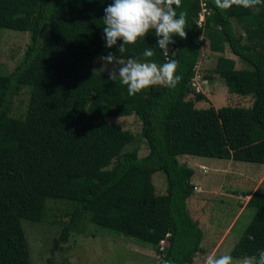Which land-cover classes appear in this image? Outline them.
Returning <instances> with one entry per match:
<instances>
[{"label":"trees","instance_id":"16d2710c","mask_svg":"<svg viewBox=\"0 0 264 264\" xmlns=\"http://www.w3.org/2000/svg\"><path fill=\"white\" fill-rule=\"evenodd\" d=\"M110 3L0 0V29L30 34L22 60L0 75V264H31L21 223H45L50 201L72 205L53 249L88 217L103 232L142 244L166 239L164 251L156 250L162 264H192L203 233L186 207L195 171L179 156L264 165V3L221 11L214 0H181L177 13L188 14L185 38L173 36L166 55L150 31L128 46L125 59H143L144 49L152 47L151 61H179L182 80L174 89L156 85L135 96L95 70L96 58L109 52L122 58V41L108 49L103 39ZM202 4L211 14L198 27ZM206 40L211 52L224 55L228 49L248 66L238 69L235 60L224 58L217 74L231 93L252 95L261 106L195 108L204 96L193 92L191 81ZM23 89L29 92L26 112L14 118V99ZM126 116L141 122L144 157L136 149L125 152L135 137L107 123ZM157 172L166 178L164 195L155 193L151 181ZM247 207L254 214L230 251L234 258L264 249V193L255 191Z\"/></svg>","mask_w":264,"mask_h":264},{"label":"rangeland","instance_id":"374dc122","mask_svg":"<svg viewBox=\"0 0 264 264\" xmlns=\"http://www.w3.org/2000/svg\"><path fill=\"white\" fill-rule=\"evenodd\" d=\"M29 43L30 34L28 32L0 29V75L4 76L12 72L15 66L22 60ZM224 58L235 60L236 68L238 69L248 67L246 64L238 61L228 49H226L224 55L211 52L208 40L200 46V55L195 68V75L191 81V88L194 93L203 95L204 99L195 101V108L204 109L210 106L216 109L222 107L252 108L261 106L263 102L252 95L243 96L229 91L226 83L217 74V70L221 68ZM96 60V71L108 74L112 70L113 65H107L104 68L100 57L96 58ZM28 97L29 92L27 89H23L15 97L11 113L12 117L22 118L24 116ZM189 99L194 100V95L191 94ZM98 100L99 98L97 97L92 99L93 102H98ZM107 123L120 126L135 137L134 142L125 148V152H131L136 149L138 150L139 157H143L148 153L146 142L141 137V122L136 116L110 118ZM183 159L186 158L180 157L179 161H183ZM116 162V160H113L106 169L112 168ZM203 165L208 166L209 164L205 162L201 164L199 161L187 165L193 167L195 170L193 176L197 178H192L191 183L195 189L198 187V190L203 193L201 194L204 200L201 201L203 208L198 207V209L204 212L206 224L203 225L201 230L204 236L211 240L210 245L203 244V248L207 252L198 253L195 258L198 264H205L206 257L210 255L209 251L212 242L216 240V238L214 239L215 232L211 231L213 229L217 230L215 237L218 239L229 225L237 209L236 203L233 200H228L229 203H226L228 198L219 197L223 202L221 205L222 202L220 200H212L209 196L213 194V191H217L220 185L230 195H234L235 197H242L245 194L244 192L250 191L252 188L250 182L246 183L242 176L235 173V168L244 170V167L238 166L234 161L213 163L208 169L200 167ZM251 167L260 168L261 166L253 164ZM247 169L249 170V168ZM252 171L250 174L257 177L261 169H253ZM247 179L252 181V178L247 177ZM151 181L157 195L166 194V178L164 173L157 172L153 174ZM259 191L264 193V184ZM239 199V201H242L241 198ZM206 202H209L210 205ZM71 208L72 205L69 202L50 201L47 203L48 219L45 223L41 224L29 221L21 223L30 253L31 264H162V259L156 251L158 249L156 243L147 245L134 239L123 237L122 235L105 233L102 229L91 224L88 217H83L77 222L68 240L61 244L60 248L53 249V241L57 238L60 229L68 220L67 213ZM218 208L224 211L221 219L216 218V214L221 213V210ZM253 214L254 209L251 208H247L241 214L216 255L230 253L233 248L232 244H236L239 241Z\"/></svg>","mask_w":264,"mask_h":264},{"label":"clouds","instance_id":"9594fccd","mask_svg":"<svg viewBox=\"0 0 264 264\" xmlns=\"http://www.w3.org/2000/svg\"><path fill=\"white\" fill-rule=\"evenodd\" d=\"M264 3V0H214V5L221 11L231 9L233 6L244 9L255 8ZM181 0H112L105 9L102 18L103 39L105 47L117 48L122 58L113 52L101 56L104 68L113 65L109 71V79L119 81L127 88L129 96H135L151 86H165L174 89L181 82L182 76L177 74L179 61L169 59L162 64L150 60L155 55L152 47L145 48L143 59L129 57L125 53L129 45L137 43L138 39L154 31L157 45L164 54H169V45L174 43L173 36L185 38L187 12L177 9ZM103 70V68H102ZM249 239L254 237L249 236ZM205 264H264V249L258 250L256 255H245L234 258L230 253L220 255L210 254Z\"/></svg>","mask_w":264,"mask_h":264},{"label":"crops","instance_id":"0c3cea01","mask_svg":"<svg viewBox=\"0 0 264 264\" xmlns=\"http://www.w3.org/2000/svg\"><path fill=\"white\" fill-rule=\"evenodd\" d=\"M180 157H182V158L185 157L186 158V159H183V161L182 160L180 161L181 163L185 164L186 166L192 164L193 162H199V161H200L201 164L203 162L208 163L209 164L208 166H205V165L200 166V167L207 168V169L210 168L211 167L210 165L213 164V163H221V162H224V161H232V160H219V159L202 158V157L200 158V157L179 156V158ZM234 162H236L238 164V166H241L242 168L244 167V170H240V168H235L234 169L235 170V173L238 174V175H240V176H242L245 179V182L246 183L250 182L252 184V188H251L250 191L244 192L245 194L242 197H235L234 195L233 196L230 195L223 188V186L220 185L217 188L218 190L217 191H213V194L211 196H209V198H211L212 200L217 199V200H220V201H221V199L219 197L228 198L226 200L227 202L225 201L226 203H229L228 200H233L236 203V208H237L236 209V212H235V214L233 216V218L231 219V221L229 223V225L226 227V229L224 230V232L220 235V237L218 239H217V237H215L216 236L215 233H217V230L213 229L211 231V232H215L214 233V239L216 238V240L212 242V246H211L210 251H209L210 254H215V255L217 254V252L219 251V249L221 248V246L224 244V242L226 240V237L230 233L231 228L233 227V225L239 219V217L241 216V214H243V212L247 208H249V207H247V202H248L250 196L255 191L260 192L259 190L261 189L262 185L264 184V165H262V164H256V165H260L261 167L260 168H254V167H251V165H253L255 163L237 162V161H234ZM188 167H190V166H188ZM247 168H249V170ZM253 169H261V172L257 175V177H254V176H252L250 174L251 172H253L252 171ZM236 177L239 178L237 175H236ZM247 177L252 178V181L250 179H247ZM192 178L193 179H197L195 176H193ZM201 185L203 186V184H201ZM204 190L206 191L205 188H204ZM201 194H203L202 191L200 192L198 190V187H197L194 190V193L186 201V207H187V210L189 212V215L192 218V220H194L195 222H197V224H198V226H199L200 229L203 227V225L206 224V221H205V218L206 217H205L204 212L202 210H199L198 209V207L203 208V206H201L202 205V202L201 201H204V200L202 199V195ZM205 195H206V193H205ZM239 198H241L242 201H239L240 200ZM206 203H208V205H210L209 202H206ZM222 204H223V202L221 203V205ZM219 210H221V213H219V214L217 213L216 214V218L221 219L222 214L224 213V211L222 209H219ZM206 214H207V212H206ZM214 228H216V227H214ZM202 233H203V231H202ZM203 244H208V245L211 244V240H209L208 238H206V236H204V234L202 235L201 244H200V252L199 253H201V254L204 251H206L205 248H203ZM234 245L235 244H232V247H234ZM197 255L194 257L192 264H198V263H196V259H195L197 257Z\"/></svg>","mask_w":264,"mask_h":264},{"label":"built area","instance_id":"2783aa9c","mask_svg":"<svg viewBox=\"0 0 264 264\" xmlns=\"http://www.w3.org/2000/svg\"><path fill=\"white\" fill-rule=\"evenodd\" d=\"M210 14L211 11L207 9L204 4H202L201 11L197 16V19L195 20L196 25L198 27H202L204 25L206 17L209 16ZM158 246H159V251H164L165 247L167 246V240L166 239L160 240Z\"/></svg>","mask_w":264,"mask_h":264}]
</instances>
